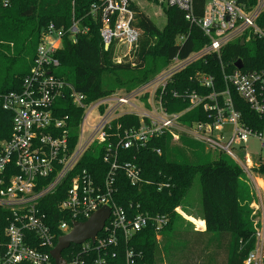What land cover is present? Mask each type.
Returning a JSON list of instances; mask_svg holds the SVG:
<instances>
[{
    "label": "built area",
    "instance_id": "obj_1",
    "mask_svg": "<svg viewBox=\"0 0 264 264\" xmlns=\"http://www.w3.org/2000/svg\"><path fill=\"white\" fill-rule=\"evenodd\" d=\"M166 3L182 10L208 42L187 57L174 56L146 82L88 102L85 94L53 71L59 65L55 52L66 33L75 40L79 31L77 23L73 22L65 30L50 22L41 33L21 90L0 93V110L7 113L6 116L0 113V264H53L50 251L57 238L67 234L74 222L85 221L103 206L109 208V217L102 230L93 241L78 244L68 260L64 259L65 264H111L110 260L117 257V247L121 243L126 245L138 231L148 225L154 226L156 234L163 230L169 223L167 215L138 211L128 217L114 201L113 180L117 169H123L133 186L146 182L135 163L116 162L118 148L142 147L166 133L171 140L183 134L227 155L242 170L237 154L246 161L259 158L264 162L263 158L248 157L243 152V143L248 137L258 139L264 149V130L244 126L229 95L231 87L251 110L263 113L259 93L264 82L263 72L235 68L223 74L225 89L215 92L213 77L197 71L199 83L212 90L209 94L200 95L195 91L185 94L188 106L177 112L167 111L162 98L169 79L188 64L210 53L219 55L227 43L240 39L247 31L262 35L256 19L264 9V0H256L248 10L236 0H206L198 19L193 16V0H166ZM9 5L10 0H0L1 8ZM92 8V13H97L96 7ZM100 20L103 48L110 49L111 61L134 65L140 33L133 25L134 11L129 1L104 0ZM62 99H68L82 111L75 129H70L68 115L57 116V101ZM199 106L207 112L206 121L191 124L181 121L185 111ZM121 115L136 117L138 124L124 129L116 124L113 128V120ZM224 124L233 126V134L226 143L220 140ZM94 145L103 146L102 158L109 164L101 183H96L86 169L76 170L80 159ZM156 152L160 153L159 149ZM57 190L64 193L57 203L62 217L49 222L41 200ZM174 211L182 216L179 207ZM252 225L254 248L244 264H262L264 211ZM123 249L125 264H135V251L126 246Z\"/></svg>",
    "mask_w": 264,
    "mask_h": 264
},
{
    "label": "trees",
    "instance_id": "obj_2",
    "mask_svg": "<svg viewBox=\"0 0 264 264\" xmlns=\"http://www.w3.org/2000/svg\"><path fill=\"white\" fill-rule=\"evenodd\" d=\"M128 1L134 11L133 25L140 33L134 65L130 62L113 63L110 49L103 48L100 18L104 0H10L9 6L0 7V93L21 90L41 33L50 22L65 30L73 22L77 23L79 31L75 40H71L66 33L61 47L55 52L59 65L53 71L56 76L69 81L76 91L85 94L88 102L118 89H133L149 80L174 56L187 57L208 42L200 28L189 22L182 10L168 5L166 0L162 6L166 22L161 29ZM236 1L246 10L256 3V0ZM205 2L193 0L194 18L202 16ZM92 6L96 7L97 13H92ZM256 25L262 35L247 31L240 39L227 43L219 55H204L177 71L164 88L162 98L165 109L169 112L183 110L188 106L185 94L195 91L207 95L212 91L199 83L195 76L197 71L213 77L215 92L225 89L223 74L235 70L238 59L242 62L241 71L264 74V9L258 15ZM259 90L260 101L264 104V82ZM229 95L235 110L240 113L241 123L254 130H264V112L251 110L231 87ZM218 99L221 100V96ZM57 103V116L68 115L69 127L75 129L81 109L68 99ZM0 113L7 114L2 110ZM180 119L186 124L206 121L207 112L199 106L185 111ZM116 124L124 129L137 125L138 119L132 115H121L113 120L112 127ZM186 137L181 136L180 141L192 147L191 140ZM170 142L171 136L166 133L142 147L117 149L116 162L135 163L146 182L133 186L123 169H117L113 180L116 204L124 209L128 217L138 211L164 214L169 217V223L158 234L152 225L135 233L126 245L121 243V247H117V257L110 263L125 264L123 248L126 246L135 251V264H244L246 256L254 248L255 238L248 210L251 195L242 180V169L222 153L210 158L206 152V155L199 156L197 162H189L179 151L171 148ZM193 143L199 147V152L204 151L202 143ZM95 145L80 159L76 170L86 169L96 183H101L109 164L103 161V146ZM259 167L264 173V162H260ZM196 175L200 182L201 219L205 230L180 229L168 237L165 231L181 219L174 209H182ZM63 196L64 193L57 190L41 200L49 222L62 217L57 203ZM78 247L71 244L61 252V256L68 260L70 253Z\"/></svg>",
    "mask_w": 264,
    "mask_h": 264
},
{
    "label": "rangeland",
    "instance_id": "obj_3",
    "mask_svg": "<svg viewBox=\"0 0 264 264\" xmlns=\"http://www.w3.org/2000/svg\"><path fill=\"white\" fill-rule=\"evenodd\" d=\"M130 2H132V4H134L138 10L152 19L159 29L164 27L166 18L162 11V6L165 5V0H130ZM155 39L156 38H153V40ZM167 64L168 63L162 65L156 71V73L165 68ZM222 128L223 133L220 140L221 142L226 143L233 134V126L231 124H224ZM181 136L187 135L182 134ZM180 137L176 140H171L170 146L172 149L179 151L187 161L195 163L200 159L199 156L206 155V152L209 153L210 158H215L218 156V151L206 147H204L205 149L203 152H199V147L196 145V143H193L195 141H199L187 136L186 138H188L189 141L191 140L190 142L193 145L190 147L186 143L180 141ZM243 152L247 154L248 157H260L264 159V149L261 147L260 141L256 138L248 137L246 139V141L243 143ZM237 157L239 159V164L244 168L242 170V180L249 187L251 195V200L248 203V210H250V220L253 224L254 220H256L258 216L261 215L262 211H264V173L259 170L261 160L259 158H252L250 161H246V159H244L243 156L239 154H237ZM181 210L187 217L190 215L195 219L201 218L200 182L198 175H196L193 179L192 186L186 195L185 202L183 203ZM193 224L194 223H192L186 217L181 216V219L177 220L172 227L165 231V233L166 235L168 234V237H170L173 232H176L180 229L192 230Z\"/></svg>",
    "mask_w": 264,
    "mask_h": 264
},
{
    "label": "water",
    "instance_id": "obj_4",
    "mask_svg": "<svg viewBox=\"0 0 264 264\" xmlns=\"http://www.w3.org/2000/svg\"><path fill=\"white\" fill-rule=\"evenodd\" d=\"M243 40H241V45ZM237 69L242 68L241 60L235 62ZM109 217V208L103 206L93 212L91 216L82 222H74L72 229L67 233L57 238L55 246L51 249L50 255L52 256L55 264H65L61 252L68 248L71 244L78 245L85 240H94V237L100 232L104 226L105 221Z\"/></svg>",
    "mask_w": 264,
    "mask_h": 264
},
{
    "label": "crops",
    "instance_id": "obj_5",
    "mask_svg": "<svg viewBox=\"0 0 264 264\" xmlns=\"http://www.w3.org/2000/svg\"><path fill=\"white\" fill-rule=\"evenodd\" d=\"M181 214H182V217L184 216L188 220H190L192 223H194L193 227H192V230H194V231H204L205 230V223H204V221L201 218L200 219H198V218L195 219V218H193L190 215H189V217H187L182 210H181ZM203 223H204V225H203Z\"/></svg>",
    "mask_w": 264,
    "mask_h": 264
}]
</instances>
